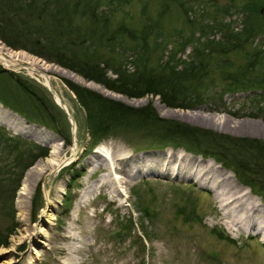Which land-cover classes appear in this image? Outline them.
<instances>
[{
    "label": "rangeland",
    "instance_id": "374dc122",
    "mask_svg": "<svg viewBox=\"0 0 264 264\" xmlns=\"http://www.w3.org/2000/svg\"><path fill=\"white\" fill-rule=\"evenodd\" d=\"M126 1L124 5L117 4V10L112 6L113 12L106 14L114 15L113 23L123 19L128 28L139 29L142 15L153 19L156 15H168L162 21L161 34L171 33L169 40L176 38L174 31L183 26L181 18L176 15H189V18L203 22L206 15H216L230 23L234 32L242 24L243 11L239 6L244 0ZM184 30L189 34L191 28L185 27ZM261 39L258 37L256 43ZM170 46L164 50V55ZM183 49L178 54L185 58L190 46ZM0 52L17 62L13 66L0 62V67L13 78L28 81L33 89L52 99L59 108H50L58 128L62 133L69 130L71 135V144L67 145L49 124L44 126L34 122L35 116L31 115V109L26 106V99L16 88L14 79L0 77V95H8L9 99L8 92H12L13 98L8 101L31 116V120L25 119L0 103L4 108H0L1 129L10 136L48 149L46 157L38 158L25 170L20 186L24 183L26 192L19 194L18 187L11 210H4L8 202L3 203L4 198L0 197V235L4 239L7 234V245H0V264H264V242L260 236L251 230L246 233L241 227L237 229L231 223L230 214L222 208L214 191L201 185V179H196L192 166L197 163L189 157L198 156L203 161H212L231 173L239 186L218 169L229 178L239 194L244 193L241 187L249 191L251 195L247 194L244 199L255 197L264 208V201L241 184L232 171L211 158L190 153L181 147L146 148L145 139L138 136H110L91 146L84 111L63 80L129 106L151 104L161 118L264 142V136L254 131L256 126L264 127V116L248 114L256 110L244 101L246 95L223 96V106L218 107L235 115L209 110L205 105L193 109L172 108L164 105L158 96L132 98L109 91L24 50H13L1 41ZM152 55H158V50ZM233 56L235 63L241 62L238 55ZM40 74L52 79L55 92L71 116L75 131L43 85ZM215 79L217 82L221 80L218 76ZM39 92L37 94L42 98ZM53 146L57 148L54 157L64 160L57 170L49 172L47 160ZM177 150L189 154L187 158L182 156L181 165H155L145 173L144 166L154 165L155 161L154 157L146 155L164 151L171 154ZM160 169H163V174L158 173ZM37 186L40 187L42 201L41 207L33 211L31 202ZM10 194L11 191L8 192L9 197ZM66 197L70 199L68 205L64 204ZM44 211L47 216L43 218Z\"/></svg>",
    "mask_w": 264,
    "mask_h": 264
},
{
    "label": "trees",
    "instance_id": "16d2710c",
    "mask_svg": "<svg viewBox=\"0 0 264 264\" xmlns=\"http://www.w3.org/2000/svg\"><path fill=\"white\" fill-rule=\"evenodd\" d=\"M126 2L0 0V41L127 97L153 95L172 108L205 105L209 110L235 115L218 106H223L224 95L243 93L244 101L256 110L248 114L264 116V18L260 12L264 0H244L240 4L242 24L235 32L230 23L216 15H206L204 22L189 15H176L183 26L174 31L177 35L171 40V33L161 34L162 21L168 15H156L155 19L142 15L139 29L128 28L123 19L113 23L114 15L106 14L113 12L112 6L117 10V4ZM185 27L191 28L189 34ZM258 37L262 39L256 43ZM168 45L170 49L164 55ZM188 45L190 51L182 58L178 53ZM155 50L158 55L153 56ZM233 54L239 56L240 63L234 62ZM1 76L14 79L35 116L34 122L49 124L64 143L71 144L70 131L62 133L50 111L51 107L59 109L52 99L0 67ZM217 76L220 82L215 79ZM63 82L84 111L91 146L110 136H138L145 139L146 148L181 147L229 169L264 201L263 141L161 118L151 104L129 106L68 80ZM8 93L12 100V92ZM9 99L8 95H0L3 106L31 120L27 111ZM47 154L45 146L10 136L0 127V197L4 198L3 203L8 202L4 210L14 207V194L25 170ZM41 201L37 186L31 202L33 211L41 207ZM69 201L66 197L64 204ZM5 239L7 234L4 239L0 235V245H7Z\"/></svg>",
    "mask_w": 264,
    "mask_h": 264
},
{
    "label": "bare ground",
    "instance_id": "6f19581e",
    "mask_svg": "<svg viewBox=\"0 0 264 264\" xmlns=\"http://www.w3.org/2000/svg\"><path fill=\"white\" fill-rule=\"evenodd\" d=\"M0 62H2L5 66H13L16 65L17 62L13 59L6 58L2 55V52H0ZM29 71H32L31 68L28 69ZM42 83L44 86H46L48 89L55 92V88L52 84V79L47 76L46 74H40ZM54 98L57 102H61L60 97L55 92ZM0 108L4 109L1 105ZM6 110V109H5ZM75 126V125H74ZM75 131V127L73 129ZM254 131L259 136H264V127L256 126ZM51 145V144H49ZM57 152L56 146H53V149L51 150V156L48 158V166H49V172L57 170L59 166L63 163L64 159H58L54 157L55 153ZM170 151H164L160 153H155L152 155H146L151 156L155 158L154 165L144 166V171L150 172L151 168H153L155 165H159L162 167V165L168 167L169 165L174 166V163H177V165H181L180 162L183 157H189V154L186 152H182L181 150H177L174 153H166ZM169 155V156H168ZM181 155V156H180ZM192 160H194L197 164L192 166L195 173L196 179H201L199 182L201 185L206 186L214 191V194L217 195L218 201L220 202L222 208L226 210L227 214H230L231 217V223L234 224L237 229L242 228L244 232L252 231L264 242V208H261V204L256 200L255 197L251 200L244 199V196L247 194L251 195L249 191L246 188H242L244 191L243 194H239L237 189L234 185L230 182L229 178L224 176L221 172L228 174L230 179L233 181V183L236 186H239L234 181L233 176L231 173L224 171L220 169L214 162L212 161H203L200 157H189ZM66 159V158H65ZM189 162V160H187ZM186 162V164H188ZM207 164H203V163ZM192 165V163H191ZM217 166V167H216ZM160 167V168H161ZM159 174H163V169H160L158 172ZM202 177V178H201ZM24 182V181H23ZM26 192V186L24 183L20 186L18 193L24 194ZM248 197V195H247ZM47 204L50 205V201H47ZM43 218L47 216L46 212H42L41 215Z\"/></svg>",
    "mask_w": 264,
    "mask_h": 264
},
{
    "label": "water",
    "instance_id": "95a60500",
    "mask_svg": "<svg viewBox=\"0 0 264 264\" xmlns=\"http://www.w3.org/2000/svg\"><path fill=\"white\" fill-rule=\"evenodd\" d=\"M260 12L263 14V16H264V4L261 6V8H260ZM48 91L51 93V95L53 96V99H54V101L59 105V107L64 111V113L66 114V116H67V118H68V120H69V123L71 124V127H72V130L74 129V124H73V121H72V118H71V116L68 114V112H67V110H66V108H65V106L63 105V103L62 102H57L56 100H55V98H54V91H52V90H50V89H48Z\"/></svg>",
    "mask_w": 264,
    "mask_h": 264
}]
</instances>
